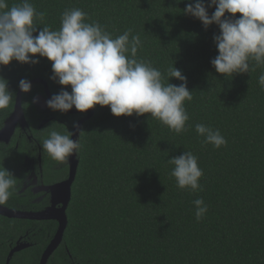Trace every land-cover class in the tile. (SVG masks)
Here are the masks:
<instances>
[{
	"label": "trees",
	"instance_id": "trees-1",
	"mask_svg": "<svg viewBox=\"0 0 264 264\" xmlns=\"http://www.w3.org/2000/svg\"><path fill=\"white\" fill-rule=\"evenodd\" d=\"M19 2L8 0L10 6ZM30 2L45 13L44 22H36L34 35L44 26L58 30L64 10L79 8L87 13L86 22H99L113 38L128 29L139 34L142 47L137 58L150 62L165 77L174 62L193 91L192 100L184 105L188 131L179 135L146 115L117 118L108 107L94 106L95 114L82 125L79 136L67 228L47 264H264V89L258 83L264 66L226 80L217 74L210 61L217 55L213 36L219 29L212 25L205 30L198 20L184 15L187 0ZM214 10L209 9V15ZM37 59L35 65L12 61L0 67L14 103L21 79H40L53 95L62 90L50 80L51 64ZM43 88L33 85L23 93L29 123L33 122L30 99ZM14 103L0 112V129ZM197 123L219 129L226 144L204 145L195 132ZM0 146L2 160L5 146ZM183 151L198 158L201 191L180 190L170 176L173 166L167 160ZM197 198L208 208L199 221L193 204ZM3 206L42 208L19 197ZM57 227L55 221L0 216L4 256L0 264L6 263L9 245L18 237L29 238L32 247L16 254L15 264H39Z\"/></svg>",
	"mask_w": 264,
	"mask_h": 264
},
{
	"label": "clouds",
	"instance_id": "clouds-1",
	"mask_svg": "<svg viewBox=\"0 0 264 264\" xmlns=\"http://www.w3.org/2000/svg\"><path fill=\"white\" fill-rule=\"evenodd\" d=\"M212 8L215 10L209 15ZM183 14L198 20L205 30L212 25L218 27L219 34L213 36L217 55L210 64L225 80L264 66V0H187ZM86 18L87 13L79 8L66 9L58 30L44 26L34 35L36 22L43 23L45 13L37 12L30 0L11 6L8 0H0V67L12 61L35 65L37 57L46 59L51 64L50 80L62 89L46 101V107L53 112L64 114L74 108L86 113L98 105L108 107L117 118L146 115L178 135L188 131L189 115L184 105L192 100L193 91L187 88L186 77L174 62L165 77L150 62L137 58L142 47L139 34L133 35L128 29L113 38L99 22L88 23ZM170 79L179 81V85L169 83ZM258 83L264 89V72ZM31 87L30 81H19L21 93H29ZM13 103L8 81L0 77V112ZM55 124L48 127L42 149L52 160L65 163L81 145L71 139L74 133L66 126L64 131H57ZM73 128L78 125L73 124ZM195 132L203 137L204 145L220 148L226 144L219 129L204 123L195 124ZM167 163L173 166L170 176L175 178L178 189L202 190L199 180L203 170L192 152L183 151ZM17 181L0 161V205L16 193ZM193 204L199 221L207 205L202 198Z\"/></svg>",
	"mask_w": 264,
	"mask_h": 264
},
{
	"label": "flooded vegetation",
	"instance_id": "flooded-vegetation-1",
	"mask_svg": "<svg viewBox=\"0 0 264 264\" xmlns=\"http://www.w3.org/2000/svg\"><path fill=\"white\" fill-rule=\"evenodd\" d=\"M50 94L53 96L51 92ZM36 96H42L46 98L45 103L41 102L39 104H35L33 99ZM48 99L49 98H47L45 88H43L40 93H36L33 95V97H31L30 102L32 108L29 113L31 114L33 121L32 123H29L26 117L27 115L23 108L22 100L21 105L26 125L22 127L19 122L16 125L14 133L8 142H0V144L5 146V150L2 154L3 159L0 161H2L3 167L12 172L18 179L17 191L10 198H14V200H16L19 197L21 200L26 201L29 205L35 206V208L42 206L41 209L36 210L35 212L44 210L51 203L50 194L49 192H45L43 187L58 184L68 178V160L65 163L56 162L52 160L42 149V141L48 134V127H50L53 123H56L54 125L55 130L64 131L63 126H66L67 130L72 132L74 129L73 124H78L86 116L85 113L61 114L59 112H53L46 107V101ZM44 105L45 107L41 108ZM72 110H74V108ZM79 136L77 138L78 141ZM25 178H27V182H25ZM26 240L29 241V238L23 240V237H18L12 245H9V252L16 245H28L23 250L13 254L10 259L11 262V260L14 258V261L12 262L13 264H15V261L19 260V257L15 256L16 254H19L32 247V244ZM9 252L7 253L6 259H4V261H7ZM2 256L3 255L0 254V262L3 261L4 256L1 258Z\"/></svg>",
	"mask_w": 264,
	"mask_h": 264
},
{
	"label": "water",
	"instance_id": "water-1",
	"mask_svg": "<svg viewBox=\"0 0 264 264\" xmlns=\"http://www.w3.org/2000/svg\"><path fill=\"white\" fill-rule=\"evenodd\" d=\"M31 85L40 84L43 85L46 89L47 98H51V94L49 92V88L46 82L40 79L30 80ZM22 94L18 88L16 94V100L14 103V109L12 114L5 120L3 127L0 129V142L7 143L8 140L14 133V129L16 125L20 122L22 127L26 125L23 110H22ZM34 102L35 104H39L41 102L45 103L46 98L42 96H36ZM33 99V101H34ZM42 106L41 108H44ZM67 113H78L75 109L70 110ZM95 113V109L88 110L85 114L86 116L77 124L78 128L73 129L74 135L71 137L73 140H77L79 136V132L82 128V125L89 119L93 117ZM79 166V160L77 158L76 153L68 158V178L63 182L58 184H54L51 186L43 187L45 192H49L51 197V203L48 207H46L42 211H23V210H13L8 207L0 205V216L8 218V219H21V220H30V221H55L58 224L57 230L48 244V246L43 251L39 264H47L49 258L52 254L58 249L61 245L64 232L67 228L68 219L66 215L67 207L71 200V188L75 181L77 170ZM28 245H16L8 254V258L6 264H9L11 257L14 253L19 252L26 248Z\"/></svg>",
	"mask_w": 264,
	"mask_h": 264
}]
</instances>
